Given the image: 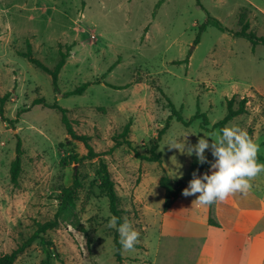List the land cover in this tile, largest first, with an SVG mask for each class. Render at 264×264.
<instances>
[{
  "label": "rangeland",
  "instance_id": "obj_1",
  "mask_svg": "<svg viewBox=\"0 0 264 264\" xmlns=\"http://www.w3.org/2000/svg\"><path fill=\"white\" fill-rule=\"evenodd\" d=\"M160 1L0 0V101L8 95L3 115L17 120L10 125L0 118V256L25 245L39 224L53 219L61 191L73 181V165L63 159L72 151L86 153L81 143H68L60 112L33 105L35 99L68 110L76 133L91 137L93 150L102 154L119 197L122 224L128 221L140 233L137 245L142 248H122V264H183L176 259L181 242L169 245L173 239L161 235L165 192L159 179L182 173L187 188L192 173L199 169L203 174L210 164L201 166L195 155L167 146L185 136L189 144L203 135L209 143L215 141L220 128L214 125L226 116V101L234 95L236 102L247 99L248 114L225 127L245 130L260 146L258 162L264 163V46L253 47L232 34L240 29L242 17L250 31L264 37V0H163L156 9ZM208 16L227 31L207 26L193 47ZM27 42L33 57L50 69L59 60V46L65 53L71 48L56 89L50 75L21 56ZM96 81L102 83L69 95ZM167 99L189 125L170 121L159 143L161 164L136 159L126 145L110 152L113 137L131 119L129 140L144 155L145 145L171 114ZM198 113L207 118V130L202 118H194ZM17 138L22 172L13 185L10 168ZM205 155L214 162L210 151ZM100 158L78 164L80 186L74 201L83 230L61 225L44 235L53 244L51 264H119L117 228L108 227L112 216L98 187ZM250 183L264 194V172ZM255 247L264 250V242H255ZM45 257L37 240L15 264H41ZM252 264H260L255 254Z\"/></svg>",
  "mask_w": 264,
  "mask_h": 264
},
{
  "label": "trees",
  "instance_id": "obj_2",
  "mask_svg": "<svg viewBox=\"0 0 264 264\" xmlns=\"http://www.w3.org/2000/svg\"><path fill=\"white\" fill-rule=\"evenodd\" d=\"M163 0H161L158 5L156 6V9L160 7ZM207 26H213L217 28L220 31H227L222 24L215 18L208 16L205 23L200 27L199 32L197 34L196 39L194 40L193 47L196 46L199 43L201 34L206 30ZM234 37L244 38L248 40L253 47H256L258 45L264 46V37H258L254 32L250 31V25L248 21H244V19L240 18V29L236 32H232ZM71 48L68 47L67 52L65 53L62 50V47L59 46V60L55 67L53 69H50L46 67L43 63H41L39 60L35 59L32 54V47L29 42H27V51L24 53H21V56L26 57L30 63L34 64L36 67L47 73L52 78V84L57 88L58 84V77L59 74L66 64V60L69 57V52ZM189 56H187L186 60L184 62H188ZM111 70V69H110ZM102 81H96V82H87L75 89L74 91L70 92L69 95H81L83 94L86 89L93 85V84H100ZM8 95L3 97L1 99L0 104V118L2 121L9 123L10 125H13L17 122V120H8L3 115V106L5 101L7 100ZM237 95H234L231 99H227L226 101V108H227V114L221 120L219 123L214 125V128H220L223 129L225 125L232 121L234 118L241 116V115H247L248 109L246 107L247 99L242 98L240 101L236 102ZM168 102V108L170 110V116L168 117V120L166 122V125L163 126L161 129L158 130L156 138L150 140L145 145V154L140 155L133 147L132 143L129 140V135L131 133V126L132 121L131 119L129 122L123 127L122 131L115 135L113 137L114 147L110 149V152L118 148L122 145H126L134 154V157L136 159H139L141 161L146 162H155L158 164H161V154L158 152L159 149V143L162 140L164 134H166L170 121L175 118L177 121L183 123L185 126H188L189 123L184 122L183 117L181 115V111L177 110L176 107L170 102L169 99H167ZM33 105H42L47 108L55 109L60 112L61 114V122L63 126H65V131L68 136V143L72 145L73 143H81L86 150V153L83 155H80L79 153H76L74 151L70 152L66 158L63 159V164L66 163L68 165H73V181L72 184L67 187L66 189H63L61 191V195L59 198V206L58 209L53 217L52 220L39 224L36 233L32 236L30 240L25 243V245H22L17 250L12 251L9 254H5L3 256H0V264H15L17 257L20 253L25 250L26 246H29L34 241H39V243L42 246V249L46 255L45 259L42 261L41 264H51V247L53 246L52 243L47 241L44 238L45 233L48 230H53L56 228H59L61 225L65 226H71L72 228L76 230H83L82 225L80 223V219L76 212V206L74 201V194L77 188L80 186L79 178H78V164L84 160H92L96 158H100L102 154H98L93 150V147L90 144L91 137L87 135H79L76 133V131L72 127V123L69 120L67 114L68 110L61 108L57 103H54L52 105H49L45 102L44 99H35L33 101ZM25 111L23 110V113ZM262 116L264 118V109L262 110ZM194 118H202V128L207 130L208 121L207 118L203 114H197ZM251 135V134H250ZM22 144L21 140L17 138V144H16V150H15V159L13 160L10 168V175H11V182L13 185L18 184L19 176L22 172V165H21V158H22ZM258 160H262L261 157H257ZM99 189L102 192V194L107 198L108 200V208L109 212L112 217H116L117 219V227L122 224V218L121 214H123V211L119 207V197L116 193L115 184L111 178L110 172L108 170L107 165L101 161V158L99 159ZM159 186L164 190L165 192V198H164V204L162 207V212L165 213L169 210V208L172 206V204L180 197H182V192L185 189V181L184 178H178V177H169L167 174H164L159 179ZM209 224L216 226V222H214L212 219H209ZM118 231H116L114 236V242H115V248H116V259L119 264H122V257H121V249L123 248L122 244L118 241ZM135 247L142 248L140 245H135Z\"/></svg>",
  "mask_w": 264,
  "mask_h": 264
},
{
  "label": "crops",
  "instance_id": "obj_3",
  "mask_svg": "<svg viewBox=\"0 0 264 264\" xmlns=\"http://www.w3.org/2000/svg\"><path fill=\"white\" fill-rule=\"evenodd\" d=\"M257 192L251 188L210 205L194 202L199 193L193 202L182 196L163 214L161 235L173 239L169 245L181 242L176 259L183 264H252L254 254L261 264L264 250L255 242H264V194Z\"/></svg>",
  "mask_w": 264,
  "mask_h": 264
},
{
  "label": "clouds",
  "instance_id": "obj_4",
  "mask_svg": "<svg viewBox=\"0 0 264 264\" xmlns=\"http://www.w3.org/2000/svg\"><path fill=\"white\" fill-rule=\"evenodd\" d=\"M187 137L173 139L167 147L186 153L189 157L195 155L201 166L210 164L209 170L203 174L199 169L194 171L188 187L182 192L184 197L199 193L194 201L197 204L210 205L216 201L222 202L236 193L246 195L252 188L251 179L264 172V163H259L257 158L260 146L239 126L224 127L215 141L211 139L212 143L203 135L198 138L196 144H189ZM206 150L211 152L214 162L208 160ZM117 219L112 217L108 227L117 228L124 249H134L139 242V231L128 221L117 227Z\"/></svg>",
  "mask_w": 264,
  "mask_h": 264
}]
</instances>
